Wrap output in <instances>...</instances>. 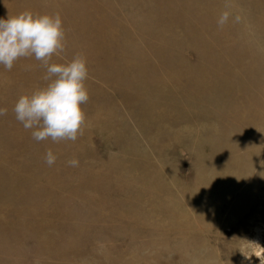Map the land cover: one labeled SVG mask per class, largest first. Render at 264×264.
<instances>
[{
  "label": "rangeland",
  "instance_id": "374dc122",
  "mask_svg": "<svg viewBox=\"0 0 264 264\" xmlns=\"http://www.w3.org/2000/svg\"><path fill=\"white\" fill-rule=\"evenodd\" d=\"M25 10L60 15L49 63L81 55L89 99L36 141L14 106L46 67L0 64V264H261L264 0H0Z\"/></svg>",
  "mask_w": 264,
  "mask_h": 264
},
{
  "label": "clouds",
  "instance_id": "9594fccd",
  "mask_svg": "<svg viewBox=\"0 0 264 264\" xmlns=\"http://www.w3.org/2000/svg\"><path fill=\"white\" fill-rule=\"evenodd\" d=\"M228 15V12L222 13L218 24L222 26ZM63 40L62 19L58 13L40 15L25 10L0 19V64L10 71L19 58L34 55L46 67L44 79L50 80L46 87L22 95L14 106L16 119L24 128L37 129L32 132L36 141L48 138L54 142L75 141L85 119L81 105L89 99L84 83L88 77L86 60L77 55L66 64L49 63L53 54L64 50ZM6 113V108H0V116ZM55 161L56 156L48 150L45 162L51 166ZM68 163L78 165L76 159ZM252 255L255 254L245 258L251 260ZM255 256L264 264V257Z\"/></svg>",
  "mask_w": 264,
  "mask_h": 264
}]
</instances>
